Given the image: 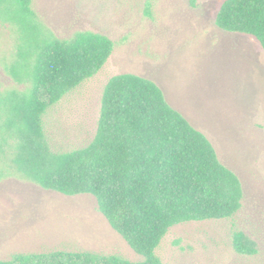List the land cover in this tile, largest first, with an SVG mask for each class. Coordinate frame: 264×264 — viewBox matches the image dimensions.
<instances>
[{
    "label": "rangeland",
    "instance_id": "374dc122",
    "mask_svg": "<svg viewBox=\"0 0 264 264\" xmlns=\"http://www.w3.org/2000/svg\"><path fill=\"white\" fill-rule=\"evenodd\" d=\"M225 0H35L59 37L78 31L107 35L115 48L91 78L51 105L44 129L51 149L66 152L94 138L104 88L111 77L135 73L156 82L168 102L214 145L240 178L242 208L229 219L170 228L156 249L171 264H264V49L250 34L216 24ZM16 35L0 24V260L54 250L142 259L99 211L90 194L65 195L22 176L4 137L3 98L23 88L7 68ZM255 241L254 255L233 247L235 230Z\"/></svg>",
    "mask_w": 264,
    "mask_h": 264
},
{
    "label": "trees",
    "instance_id": "16d2710c",
    "mask_svg": "<svg viewBox=\"0 0 264 264\" xmlns=\"http://www.w3.org/2000/svg\"><path fill=\"white\" fill-rule=\"evenodd\" d=\"M34 2L0 0V24L16 35L7 70L23 85L10 90L2 106L1 129L12 142L14 169L46 189L93 195L99 211L142 259L54 250L16 253L0 264H171L156 253L170 228L233 217L244 200L239 176L156 82L135 73H120L107 82L98 128L88 145L53 151L44 114L104 66L115 42L92 31L59 37ZM190 2L194 6L197 0ZM216 24L255 36L264 49V0H225ZM233 247L245 255L258 252L240 229L233 233Z\"/></svg>",
    "mask_w": 264,
    "mask_h": 264
}]
</instances>
